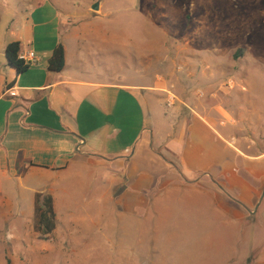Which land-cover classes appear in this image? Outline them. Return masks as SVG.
Instances as JSON below:
<instances>
[{
	"label": "rangeland",
	"instance_id": "obj_1",
	"mask_svg": "<svg viewBox=\"0 0 264 264\" xmlns=\"http://www.w3.org/2000/svg\"><path fill=\"white\" fill-rule=\"evenodd\" d=\"M43 1L0 0V38L10 27L28 24L30 9ZM96 1L51 0L62 11L60 33L71 74L83 75L86 68L92 81L147 87L150 93L138 94L154 104L157 123L167 126L177 109H194L214 120L226 143L233 138L245 154H264V0H101L94 13ZM233 165L244 170L249 163L235 155ZM111 177L108 170H72L61 183L55 180L71 186L61 192L69 216L56 213L57 226L48 237L32 229L34 193L47 189L46 181L17 184V193L7 198L12 207H0V264H230L231 249L242 256L243 245L229 243L217 218L197 223L196 216H185L187 222L164 229L136 226L135 218L122 219L118 212L99 216L96 206L89 212L88 205L102 202ZM184 209L196 210L191 204ZM105 216L111 221L100 222ZM255 250L252 245L253 258Z\"/></svg>",
	"mask_w": 264,
	"mask_h": 264
},
{
	"label": "crops",
	"instance_id": "obj_2",
	"mask_svg": "<svg viewBox=\"0 0 264 264\" xmlns=\"http://www.w3.org/2000/svg\"><path fill=\"white\" fill-rule=\"evenodd\" d=\"M52 2L32 7L28 24L1 34L0 207H12L7 198L17 193V184L46 181L47 189L39 192L52 195L58 217L69 216L62 210L66 201L61 192L71 186L57 182L72 170H108L112 177L101 191L102 202L88 205L89 212L96 206L99 216L118 212L122 219L135 218L136 226L163 224L164 229L171 222H187L185 216H196L197 223L217 218L229 243L243 245L242 256L232 249L228 252L230 264H264V154H245L235 148L233 138L226 143L214 120L194 109H177L166 118L167 126L157 123L154 104L138 94L151 89L92 81L79 60L83 75L71 74L66 48L64 70L48 72L53 50L64 46L62 11ZM13 41L20 42L23 53L31 50L37 60L18 76L6 66L4 56L6 45ZM209 141L220 150L212 148L213 143L207 145ZM235 155L249 166L236 170ZM187 159L198 165L190 167ZM201 174L204 177L197 179ZM186 204L196 210H185ZM107 216L99 221H111ZM222 243L219 246H225ZM252 245L257 251L254 258Z\"/></svg>",
	"mask_w": 264,
	"mask_h": 264
},
{
	"label": "trees",
	"instance_id": "obj_3",
	"mask_svg": "<svg viewBox=\"0 0 264 264\" xmlns=\"http://www.w3.org/2000/svg\"><path fill=\"white\" fill-rule=\"evenodd\" d=\"M21 44L13 41L6 45L4 56L6 66L15 74L21 75L29 70L30 66L20 59ZM65 68V49L62 44L55 47L47 62V71L60 73ZM34 213L32 220L33 232L41 237L50 236L56 229L57 218L54 210V199L50 193L38 192L34 195Z\"/></svg>",
	"mask_w": 264,
	"mask_h": 264
},
{
	"label": "built area",
	"instance_id": "obj_4",
	"mask_svg": "<svg viewBox=\"0 0 264 264\" xmlns=\"http://www.w3.org/2000/svg\"><path fill=\"white\" fill-rule=\"evenodd\" d=\"M20 59L23 60L25 62V64L29 65L30 67L33 65H36V63H37L35 54L31 50H29L28 52H25V53L21 52L20 53ZM173 101H174V97L170 96L169 100H168L169 106H171V107L173 106Z\"/></svg>",
	"mask_w": 264,
	"mask_h": 264
},
{
	"label": "water",
	"instance_id": "obj_5",
	"mask_svg": "<svg viewBox=\"0 0 264 264\" xmlns=\"http://www.w3.org/2000/svg\"><path fill=\"white\" fill-rule=\"evenodd\" d=\"M101 0H97L95 3H93L90 7V10L94 13H99L101 10Z\"/></svg>",
	"mask_w": 264,
	"mask_h": 264
}]
</instances>
